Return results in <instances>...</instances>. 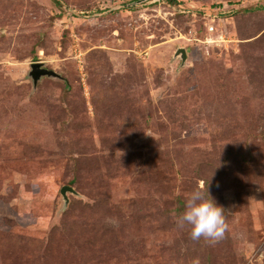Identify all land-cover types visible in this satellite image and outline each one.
<instances>
[{
    "label": "rangeland",
    "instance_id": "374dc122",
    "mask_svg": "<svg viewBox=\"0 0 264 264\" xmlns=\"http://www.w3.org/2000/svg\"><path fill=\"white\" fill-rule=\"evenodd\" d=\"M131 1L0 0V264H264V0Z\"/></svg>",
    "mask_w": 264,
    "mask_h": 264
},
{
    "label": "clouds",
    "instance_id": "9594fccd",
    "mask_svg": "<svg viewBox=\"0 0 264 264\" xmlns=\"http://www.w3.org/2000/svg\"><path fill=\"white\" fill-rule=\"evenodd\" d=\"M176 226L187 227L193 240L203 238L209 244L215 243L226 227L224 209L215 202L208 188L194 187L186 194L183 210L176 216ZM191 264H200L199 258H193Z\"/></svg>",
    "mask_w": 264,
    "mask_h": 264
},
{
    "label": "water",
    "instance_id": "95a60500",
    "mask_svg": "<svg viewBox=\"0 0 264 264\" xmlns=\"http://www.w3.org/2000/svg\"><path fill=\"white\" fill-rule=\"evenodd\" d=\"M155 1H158V0H151L150 2H155ZM143 2H145V0H134V1H131L129 3L124 4L122 7H126V8L134 7V6L141 4ZM172 58L173 59H176V58L179 59V61H180L179 65L180 66L183 65L184 61L187 58L185 49L183 47H177L173 52ZM29 67H30V70L28 72V77L30 78L33 86L37 83V81L41 77H58V75L56 73H54L52 70L43 67L42 63H40V62H33L30 64ZM66 193L75 194V191L69 185H62L59 188V195H60L61 202H62V205H61L62 209L65 208V206L67 205V202H68V198H67Z\"/></svg>",
    "mask_w": 264,
    "mask_h": 264
},
{
    "label": "trees",
    "instance_id": "16d2710c",
    "mask_svg": "<svg viewBox=\"0 0 264 264\" xmlns=\"http://www.w3.org/2000/svg\"><path fill=\"white\" fill-rule=\"evenodd\" d=\"M160 1H165L170 8L177 9V10L180 11V13L182 11L185 12V10L188 11V14L191 13L192 11H194L195 15L193 16V18L197 17L199 15V12H200L199 10L195 9L194 7L193 8H190V5H188L186 2H184L182 0H160ZM144 3H141L140 5H142ZM56 4H58V3H56ZM155 4L156 3H154L153 5H155ZM128 9H130V8L129 7L128 8H123L122 7L121 8V10H123V11L128 10ZM249 9L250 8L243 7L241 9H237L236 11H240V10L241 11H247ZM71 182H72V179L70 180V183Z\"/></svg>",
    "mask_w": 264,
    "mask_h": 264
},
{
    "label": "built area",
    "instance_id": "2783aa9c",
    "mask_svg": "<svg viewBox=\"0 0 264 264\" xmlns=\"http://www.w3.org/2000/svg\"><path fill=\"white\" fill-rule=\"evenodd\" d=\"M190 8H193V7L190 6ZM182 12H183V11H182ZM190 14H191L192 17L195 15L194 11H192Z\"/></svg>",
    "mask_w": 264,
    "mask_h": 264
}]
</instances>
